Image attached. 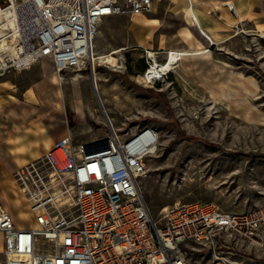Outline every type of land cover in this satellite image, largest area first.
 <instances>
[{
	"label": "built area",
	"instance_id": "1",
	"mask_svg": "<svg viewBox=\"0 0 264 264\" xmlns=\"http://www.w3.org/2000/svg\"><path fill=\"white\" fill-rule=\"evenodd\" d=\"M153 0H0L16 27L0 33V76L49 57L58 72L91 64L101 21L149 11ZM4 13V12H3ZM94 64L92 62V73ZM107 136L93 142L58 138L17 167L14 179L33 223L23 226L0 198V264H188L190 243L220 235L264 244V200L226 211L214 201L169 205L153 217L142 193L147 159L160 131L143 125L120 134L108 115Z\"/></svg>",
	"mask_w": 264,
	"mask_h": 264
},
{
	"label": "rangeland",
	"instance_id": "2",
	"mask_svg": "<svg viewBox=\"0 0 264 264\" xmlns=\"http://www.w3.org/2000/svg\"><path fill=\"white\" fill-rule=\"evenodd\" d=\"M165 9L160 4L157 11L164 13L163 30L175 48L137 45L131 29L137 15L116 14L101 21L94 50L105 56L93 64L102 104L93 91L92 62L60 73L69 93L72 136L88 142L107 136V112L122 135L143 125L156 127L160 144L156 156L148 157L142 178L143 197L156 219L169 205L198 199L214 201L226 211L253 207L264 200V9L213 39L202 30L215 42L192 48H183L175 33L183 26L182 15ZM186 13L197 22L192 9ZM204 47L207 51L193 52ZM172 49L187 52L162 76L143 79L151 64L148 50L165 62ZM78 72L83 74L82 118L75 112L71 84ZM50 78L60 84L51 73ZM15 202L16 210L5 203L16 221L32 224L25 198L16 196ZM188 258V264H264V244L220 235L209 244L190 243Z\"/></svg>",
	"mask_w": 264,
	"mask_h": 264
},
{
	"label": "crops",
	"instance_id": "3",
	"mask_svg": "<svg viewBox=\"0 0 264 264\" xmlns=\"http://www.w3.org/2000/svg\"><path fill=\"white\" fill-rule=\"evenodd\" d=\"M160 4L164 5L165 10L182 15L183 26L175 33L183 42V48L215 42L210 41L202 30L216 37L226 31L228 26L250 19L264 9V0H153L151 10L132 19L131 29L137 45L147 48H151L148 44L156 45L158 50H163L171 44L167 49L175 48L174 40L163 30L165 16L157 11ZM188 8L194 11L197 22L189 20L186 13ZM50 73L60 84L50 80ZM60 75L53 61L44 57L20 71L0 76V198L13 210L18 209L16 196L23 197L16 185L14 170L43 155L58 138L66 135L73 138L74 132L68 117L69 93L61 85ZM71 84L74 85L75 112L82 118L85 110L77 108L76 98L81 95L83 99V92L74 77ZM93 91L97 97L103 98L94 86ZM74 141L88 142V139L79 140L77 137Z\"/></svg>",
	"mask_w": 264,
	"mask_h": 264
},
{
	"label": "bare ground",
	"instance_id": "4",
	"mask_svg": "<svg viewBox=\"0 0 264 264\" xmlns=\"http://www.w3.org/2000/svg\"><path fill=\"white\" fill-rule=\"evenodd\" d=\"M64 1L67 5H74V4H77L80 0H64ZM228 4L230 5V4H232V2H228ZM3 12H2V10H0V33L1 34L5 32L4 29L10 28V27H14V28L16 27V19L14 17V10L12 8H9V9L4 10ZM136 15H138V14H136ZM207 36L209 38L213 39L211 37V35L207 34ZM204 51H207V48L204 47V48H200L199 50L195 49V51H193V52H197V53L200 52L201 53ZM186 52H187V50L181 51V50H177V49L176 50L172 49L168 53L167 60L165 62H159L156 59V55H155L154 51L148 50V56L151 58V64H150L148 70L143 74V77H144L143 79L151 82L155 78H158V77L162 76L163 74H165L166 72L170 71L175 66V63L179 60V58H181V56L184 55ZM104 56L105 55H103L99 51H97L95 53V50H94L93 56L90 58V61L95 63L97 59H102ZM95 70L92 74L93 86L96 89L97 93L102 96V94L100 93L101 86H100V83L98 82V73L95 72ZM79 72L74 75V79L78 82H79V79L83 77V74L82 73L80 74ZM60 77H61V75H60ZM96 79H97V81H96ZM76 101H77V108L79 110L83 111V99L81 98V95L77 96ZM108 117H109V115H108ZM109 119L111 120V122L115 126L114 118L111 115H110ZM151 156H156V154L153 153ZM32 224H34V223H32ZM216 264H221V263L218 262Z\"/></svg>",
	"mask_w": 264,
	"mask_h": 264
},
{
	"label": "water",
	"instance_id": "5",
	"mask_svg": "<svg viewBox=\"0 0 264 264\" xmlns=\"http://www.w3.org/2000/svg\"><path fill=\"white\" fill-rule=\"evenodd\" d=\"M98 99H99L100 103L102 104V102H101V99H100V97H99V96H98Z\"/></svg>",
	"mask_w": 264,
	"mask_h": 264
}]
</instances>
